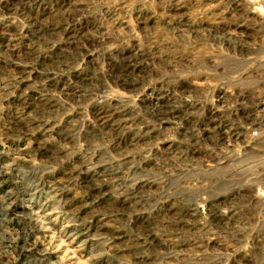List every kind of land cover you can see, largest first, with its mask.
<instances>
[{
    "label": "rangeland",
    "instance_id": "374dc122",
    "mask_svg": "<svg viewBox=\"0 0 264 264\" xmlns=\"http://www.w3.org/2000/svg\"><path fill=\"white\" fill-rule=\"evenodd\" d=\"M0 166V264H264V0H0Z\"/></svg>",
    "mask_w": 264,
    "mask_h": 264
},
{
    "label": "built area",
    "instance_id": "2783aa9c",
    "mask_svg": "<svg viewBox=\"0 0 264 264\" xmlns=\"http://www.w3.org/2000/svg\"><path fill=\"white\" fill-rule=\"evenodd\" d=\"M4 171V167L3 166H0V174ZM14 179V178H13ZM2 178L0 179V199H1V196H3L4 193H2L4 191V186H2ZM15 184V183H14ZM7 194L11 193L12 195V198L14 199V194H13V191H11V189L6 192Z\"/></svg>",
    "mask_w": 264,
    "mask_h": 264
},
{
    "label": "bare ground",
    "instance_id": "6f19581e",
    "mask_svg": "<svg viewBox=\"0 0 264 264\" xmlns=\"http://www.w3.org/2000/svg\"><path fill=\"white\" fill-rule=\"evenodd\" d=\"M82 83H83V81H82ZM79 86V85H78Z\"/></svg>",
    "mask_w": 264,
    "mask_h": 264
}]
</instances>
